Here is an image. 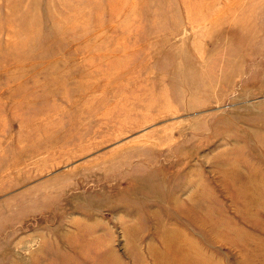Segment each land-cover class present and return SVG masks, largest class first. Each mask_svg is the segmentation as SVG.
Wrapping results in <instances>:
<instances>
[{"label":"rangeland","instance_id":"374dc122","mask_svg":"<svg viewBox=\"0 0 264 264\" xmlns=\"http://www.w3.org/2000/svg\"><path fill=\"white\" fill-rule=\"evenodd\" d=\"M0 264H264V0H0Z\"/></svg>","mask_w":264,"mask_h":264},{"label":"bare ground","instance_id":"6f19581e","mask_svg":"<svg viewBox=\"0 0 264 264\" xmlns=\"http://www.w3.org/2000/svg\"><path fill=\"white\" fill-rule=\"evenodd\" d=\"M194 202V201H193ZM193 204V203H192ZM195 205V204H194Z\"/></svg>","mask_w":264,"mask_h":264}]
</instances>
